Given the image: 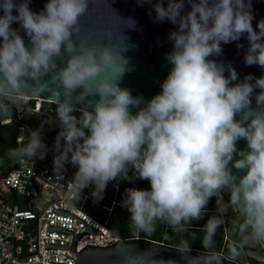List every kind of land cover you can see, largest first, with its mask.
I'll list each match as a JSON object with an SVG mask.
<instances>
[{"label": "clouds", "instance_id": "1", "mask_svg": "<svg viewBox=\"0 0 264 264\" xmlns=\"http://www.w3.org/2000/svg\"><path fill=\"white\" fill-rule=\"evenodd\" d=\"M147 2L154 22L175 26L164 54L170 69L150 99L120 86L134 67L123 55L131 47L124 31L113 40L112 27L105 26V40L96 45L80 35V18L96 0H45L40 10L31 0H0V96L22 94L34 83L50 88L57 104L48 121L58 129L53 144L45 142L41 126L7 155L24 162L52 152L55 170L74 168L70 192L90 188L94 201L117 178L147 180L149 187H126L122 195L135 231L152 232L157 220L182 227L227 189L242 207L248 236L264 239V74L239 79L231 63L210 58L222 54V42L243 35L244 63L264 68V18L253 26L251 0ZM117 17L135 27L132 18ZM7 112L0 102V113ZM241 139L246 148L237 146ZM220 223L209 216L208 243ZM118 254L130 264L127 250Z\"/></svg>", "mask_w": 264, "mask_h": 264}, {"label": "water", "instance_id": "2", "mask_svg": "<svg viewBox=\"0 0 264 264\" xmlns=\"http://www.w3.org/2000/svg\"><path fill=\"white\" fill-rule=\"evenodd\" d=\"M152 2L155 3V0H152ZM163 2L165 5L167 4V0H163ZM44 3L45 0H31V7L40 10L43 8ZM251 4L254 13L252 23L255 27L257 21L264 18V0H251ZM113 9L118 16L132 18L135 21V27H125ZM154 15V9H152L151 4L147 0H107V2L106 0H96L95 4H90L89 11L80 18V35L87 38L89 45L104 42L105 37L101 29L105 26L112 27L113 40L122 39V32L124 31L131 47L123 55L129 58V63L134 67L123 75L119 83L121 87L129 88L133 95L142 94L146 99H150L161 90V83L170 69V64L165 60L164 54L171 50L172 43L168 39V33L175 27L168 21L154 22L152 19ZM13 27H16V24H13ZM25 42L28 43L27 36H25ZM238 45L242 47H238ZM247 46L248 41L242 35L237 41L230 43L222 42V54L210 58L223 61L226 65L231 63L236 69L239 79H243L249 73L255 76L264 74V68H261V66L247 65L244 63V51ZM65 57H67V53H65ZM56 60L58 63L60 62L59 58H56ZM225 74L227 75V72ZM49 75L44 77L45 81L49 79ZM32 87H36V85L34 83L32 85L25 84L24 88L27 91L19 95L40 97L46 101L56 103L50 88H47V86L44 89ZM79 91L77 89V92ZM98 98V95L91 97L93 100ZM252 106H255L254 97ZM28 118L31 119L32 115H29ZM237 146L239 148H246V140H239ZM221 191L229 198L227 189H222ZM52 198V192L48 190L43 191L37 197L31 199V205L34 209L40 210L42 205ZM232 203L243 217L241 205L238 202ZM54 211L56 214L79 219L84 224L85 228L81 233H74L67 228L55 225H49L46 228L52 232L72 234L71 245L45 243L44 248H64L71 250L75 253L73 258L74 264H125L124 258L118 254L120 249H125L131 254L132 259L130 264H165L167 261H175V264H222L225 262V259L222 257L213 262L207 258V255L200 252L180 251L149 241L117 243L107 247L88 246L80 252H76V239L82 234H102V232L88 225L84 220L64 208H57ZM235 225L238 227L236 222ZM244 232L253 243L252 245L257 249V255L250 256L264 262V239H252L248 236L246 230ZM49 264L64 263L49 261Z\"/></svg>", "mask_w": 264, "mask_h": 264}, {"label": "built area", "instance_id": "3", "mask_svg": "<svg viewBox=\"0 0 264 264\" xmlns=\"http://www.w3.org/2000/svg\"><path fill=\"white\" fill-rule=\"evenodd\" d=\"M7 113H0L1 122L14 125L13 148L19 146L29 129V115H47L57 105L40 97L13 95L11 98L0 96ZM80 112V111H79ZM45 142L51 146L54 137L43 132ZM53 153L45 159H27L24 162L12 160L13 166L0 165V264H49L63 262L74 264L75 253L64 248H44L45 243L71 245L72 234L52 232L46 228L55 225L81 233L84 224L81 220L55 213V209L64 208L102 234L84 233L76 239L75 251L80 252L88 246L107 247L120 242V237L108 225L107 220L99 221L86 213L82 205L93 201L91 191L73 194L70 192L72 176L68 167L57 171L52 163ZM53 193V198L45 202L40 210L34 209L31 199L43 191ZM15 191L23 196L22 203L3 198L4 194ZM236 264H241L235 260Z\"/></svg>", "mask_w": 264, "mask_h": 264}, {"label": "flooded vegetation", "instance_id": "4", "mask_svg": "<svg viewBox=\"0 0 264 264\" xmlns=\"http://www.w3.org/2000/svg\"><path fill=\"white\" fill-rule=\"evenodd\" d=\"M57 105H51L54 110L48 113L45 119H39L38 115L31 118L39 127L43 126V132L56 137L57 127L50 126L48 121L55 117ZM43 115V114H41ZM76 115H80L77 110ZM48 130L49 132H46ZM69 174L73 176L74 168L68 165ZM131 176V173H129ZM149 187L147 180L132 178V181L117 178L109 182L104 192L102 200H95L91 212L96 220H107L111 230L120 237L119 243L149 241L154 244H160L173 249L187 252H200L207 255L210 261H216L217 258H237L241 259V264H261L262 262L253 258L257 255V249L252 245L251 240L244 234L242 227L243 217L234 207L230 199L221 191L219 196H213L208 204L202 208L199 218L190 219L183 222V226L173 228L163 220H157L152 232L135 231L131 226L130 213L121 206L122 195L126 187ZM90 191L91 189L88 188ZM219 216L221 223L218 225L215 233L212 235L211 242L205 240V223L209 216ZM235 222L238 224L235 225ZM239 228V229H238ZM232 231L235 232L236 239L232 237ZM239 233H241L239 236ZM258 240V239H257ZM234 244V247H233ZM252 255V256H250ZM222 264H228L225 260Z\"/></svg>", "mask_w": 264, "mask_h": 264}, {"label": "trees", "instance_id": "5", "mask_svg": "<svg viewBox=\"0 0 264 264\" xmlns=\"http://www.w3.org/2000/svg\"><path fill=\"white\" fill-rule=\"evenodd\" d=\"M54 105V104H53ZM39 119H45L47 118L44 115L37 114ZM3 118L0 116V165H6L9 164V166H13L14 162H12V159L9 158L7 155L8 150L10 148H13V140H14V125L12 123H6V122H1ZM30 124L32 125L33 128H38L39 125L35 122H32L31 119L29 120ZM44 131V130H43ZM46 132H49L48 130H45ZM92 207H96L93 203L90 201H87L82 205L83 210L88 213L91 217H94V215L91 212ZM99 221H104L103 219H99ZM234 247V244H233ZM218 259V258H217ZM216 259V260H217ZM228 264H236L235 260L232 258L225 259Z\"/></svg>", "mask_w": 264, "mask_h": 264}, {"label": "rangeland", "instance_id": "6", "mask_svg": "<svg viewBox=\"0 0 264 264\" xmlns=\"http://www.w3.org/2000/svg\"><path fill=\"white\" fill-rule=\"evenodd\" d=\"M88 190H89V189H88ZM1 197L6 198V199H8V200H10V201L12 200L13 202L16 201V202H18V203H20V204H21L22 201L24 200L23 196L20 195V194H17L15 191L8 192V193L4 194V195L1 196ZM239 236H241L240 233H239ZM232 237H233L234 239H236V235H235V232H234V231H232ZM232 259H233V258H232ZM234 259L238 260V262H240V263H243L241 259H237V258H234ZM261 264H264V262H262Z\"/></svg>", "mask_w": 264, "mask_h": 264}]
</instances>
